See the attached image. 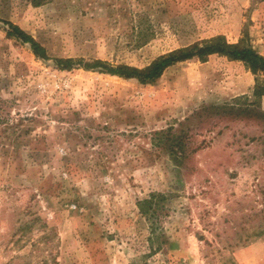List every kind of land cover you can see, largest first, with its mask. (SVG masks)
I'll return each instance as SVG.
<instances>
[{"label": "rangeland", "instance_id": "374dc122", "mask_svg": "<svg viewBox=\"0 0 264 264\" xmlns=\"http://www.w3.org/2000/svg\"><path fill=\"white\" fill-rule=\"evenodd\" d=\"M0 19L50 57L0 20V264H264V74L218 53L147 82L84 66L217 36L264 55V0H0Z\"/></svg>", "mask_w": 264, "mask_h": 264}, {"label": "trees", "instance_id": "16d2710c", "mask_svg": "<svg viewBox=\"0 0 264 264\" xmlns=\"http://www.w3.org/2000/svg\"><path fill=\"white\" fill-rule=\"evenodd\" d=\"M0 20L8 26L7 34L9 37H16L22 40L24 43H29L33 52L39 58L50 59L45 46H43L27 31L11 21L3 19ZM216 53L226 55L233 60L243 61L254 73L261 72L264 74V55H262L258 50L249 44L241 42L230 43L224 36H217L203 42H196L189 47L177 49L169 52L168 54L161 55L156 58L150 66L143 70L134 69L128 66H113L101 60L87 62L84 64V66L88 69L102 68L113 75H119L126 78L136 77L142 82H147L158 79L161 77L166 68L179 61H184L195 57L202 61H206L210 55ZM54 62L59 68L68 69L73 65L74 61L69 58L64 59L55 57ZM255 94L257 97H262L264 95V85H259L255 91ZM258 115L264 118L263 111ZM156 196H159L160 198L165 197L163 194L154 193L150 195V198H145L138 202L140 212L142 214H146L149 219H153V234H156L157 232L158 212L161 209V205L156 203L158 202L155 199ZM248 238L241 240L247 242ZM149 239L151 240L152 238L149 237ZM145 257H147V255H144L143 259H145ZM225 261L226 264H235L233 257H229ZM55 263L57 264V261H55ZM142 264L148 263L147 261H144Z\"/></svg>", "mask_w": 264, "mask_h": 264}]
</instances>
